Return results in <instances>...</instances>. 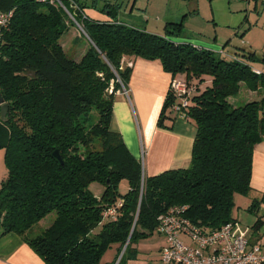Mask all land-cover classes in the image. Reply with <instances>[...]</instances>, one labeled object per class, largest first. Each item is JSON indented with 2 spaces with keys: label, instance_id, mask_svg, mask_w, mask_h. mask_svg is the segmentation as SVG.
<instances>
[{
  "label": "trees",
  "instance_id": "1",
  "mask_svg": "<svg viewBox=\"0 0 264 264\" xmlns=\"http://www.w3.org/2000/svg\"><path fill=\"white\" fill-rule=\"evenodd\" d=\"M62 4L0 0V13L12 11L0 39V96L9 105L6 119L0 113L8 169L0 186L3 234L23 236L48 264H101L109 247L118 244L121 254L129 241L123 264L171 207H186L185 216L206 232L235 222V195L251 190L253 153L264 138V67L256 65L264 58L181 39V21L167 22L161 35L120 20L118 5H104V21L78 0ZM72 25L79 35L70 46ZM127 56L159 60L171 73L158 123L195 124L187 166L145 176L142 160L111 129L114 96L132 73ZM174 79L190 92L175 95ZM94 182L104 186L100 197Z\"/></svg>",
  "mask_w": 264,
  "mask_h": 264
},
{
  "label": "crops",
  "instance_id": "2",
  "mask_svg": "<svg viewBox=\"0 0 264 264\" xmlns=\"http://www.w3.org/2000/svg\"><path fill=\"white\" fill-rule=\"evenodd\" d=\"M68 1L74 5V0ZM222 1H225L226 6ZM78 2L86 6L84 9L86 14L104 21L110 19L107 15L110 8L104 11V5L110 4V7L118 5L117 14L120 20L158 34L165 33L150 28V22L143 18L144 14H153L151 7L154 2H163V12L159 14H185L186 18L187 14H213L215 19L216 11L219 9L225 14L245 10L248 14L247 18L250 14L264 15L262 0H78ZM169 3L174 4V8L169 9ZM71 33L66 39V43L71 44L70 46L74 41L72 38L79 35L76 25H72ZM219 36L217 34L213 42L208 40L209 38L206 42L198 41L218 50L219 45L224 43V41L219 42ZM186 38L189 39V37ZM198 41L193 42L198 43ZM226 42L222 49L226 50L229 41ZM125 61L132 62V73L128 81L129 93L128 95L121 92L115 94L111 129L120 132L129 151L142 160L145 176L187 166L192 158L197 132L195 124L182 118L166 120L165 124L171 127H163L158 123L172 79L171 73L165 71L159 60L127 56ZM256 65L263 68L264 61L257 62ZM7 172V165L0 151V186ZM233 214L238 224L237 229L245 232L253 243L264 245V138L256 144L253 153L251 190L247 194L235 195ZM181 238L185 243L191 244L190 238L186 235H181ZM165 244V237L158 232L141 237L133 244L135 253L123 264H165L161 261V250ZM114 246L117 247V255L110 264H118L121 256L119 245L113 244L111 247ZM103 258L101 264H109L111 261L110 257ZM0 264L48 263L25 241L23 236L15 232L3 234L0 225Z\"/></svg>",
  "mask_w": 264,
  "mask_h": 264
},
{
  "label": "built area",
  "instance_id": "3",
  "mask_svg": "<svg viewBox=\"0 0 264 264\" xmlns=\"http://www.w3.org/2000/svg\"><path fill=\"white\" fill-rule=\"evenodd\" d=\"M57 1L62 4V0ZM262 1L264 2V0ZM11 15L12 11L0 13V39L1 29L9 23ZM129 65L131 66L132 62ZM171 88L177 96L190 92L188 85L178 79L172 81ZM117 92L128 95L129 90L122 84V88ZM186 104L185 100L184 105ZM185 211L186 207L184 206H174L159 217L155 232L163 235L166 239V244L161 250L163 263L264 264V245L253 243L245 232L237 229V222H228L218 229L206 232L192 223L185 216ZM108 214L114 217L115 208H111ZM181 235L190 238L191 244L185 243Z\"/></svg>",
  "mask_w": 264,
  "mask_h": 264
},
{
  "label": "rangeland",
  "instance_id": "4",
  "mask_svg": "<svg viewBox=\"0 0 264 264\" xmlns=\"http://www.w3.org/2000/svg\"><path fill=\"white\" fill-rule=\"evenodd\" d=\"M166 3V1H163ZM163 2L152 3V13L144 14L143 18L149 21L150 28L155 31H164L166 33L165 23L171 22H183L182 33L179 38L183 39L189 37L190 41H207L216 39V35L219 34V42L224 43L219 45V49L229 41L226 45V50L235 52L238 48H245L247 50H253L260 57L264 56V15L262 14H250L247 18V11H239L238 13L225 14L220 9L216 11L215 19L213 14H159L163 9ZM224 6H226L225 1ZM227 2V1H226ZM171 8H174V4L169 3ZM150 9V10H151ZM185 15V16H184ZM209 17V18H204ZM186 18V19H185ZM182 19V20H181ZM217 31V32H216ZM164 35V34H161ZM194 39V40H193ZM226 39V40H225ZM209 42V41H208ZM198 43H201L198 41ZM79 44L86 45L85 39H79ZM203 44V43H201ZM206 45V44H205ZM128 89V87H126ZM97 116L96 110L91 115L92 120H95ZM3 153L4 161L5 155L4 150H0ZM142 162V161H141ZM6 165V162H5ZM128 188V181L123 180L120 184V192L126 193ZM91 189L97 197L102 195L104 186L98 182H94L91 185ZM55 213L48 215L42 219L38 224L34 226L32 233L34 235L42 233L53 221ZM114 252V253H113ZM117 247H109L103 254V259L110 257L112 263L116 257ZM111 255V256H110Z\"/></svg>",
  "mask_w": 264,
  "mask_h": 264
},
{
  "label": "water",
  "instance_id": "5",
  "mask_svg": "<svg viewBox=\"0 0 264 264\" xmlns=\"http://www.w3.org/2000/svg\"><path fill=\"white\" fill-rule=\"evenodd\" d=\"M0 103L2 104V106H1V110H0L1 117H2L3 119H6V114H7V111H8V107H9V105H8V103H4V99H3L1 96H0ZM54 154H55V156H57V157L61 160V155L59 154V151H56ZM128 242H129V241H128ZM128 242H127L126 245L124 246L123 251L125 250V248H126ZM123 251H122V253H123ZM122 253H121V254H122Z\"/></svg>",
  "mask_w": 264,
  "mask_h": 264
}]
</instances>
